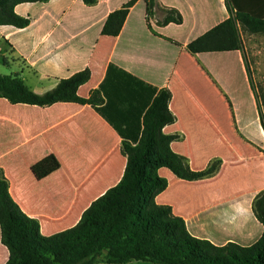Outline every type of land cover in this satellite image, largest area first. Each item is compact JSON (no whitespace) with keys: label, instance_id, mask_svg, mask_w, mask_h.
Listing matches in <instances>:
<instances>
[{"label":"crops","instance_id":"obj_1","mask_svg":"<svg viewBox=\"0 0 264 264\" xmlns=\"http://www.w3.org/2000/svg\"><path fill=\"white\" fill-rule=\"evenodd\" d=\"M132 0H49L14 8L28 18L18 29L0 27V73L18 76L34 93L51 91L60 80L89 70L77 94L99 90L98 109L77 103L40 107L0 98V170L21 211L49 237L74 227L93 201L121 180L126 158L117 130L132 134L156 94L171 93L175 122L163 133L179 135L174 153L193 171L220 160L211 177L185 181L161 168L167 188L155 201L171 207L189 232L215 245L248 246L262 234L253 201L264 191V129L255 79L264 55L243 47L231 52L191 54L187 45L237 10L228 0H156L147 16L144 0L128 9L117 36L102 33L110 14ZM240 11L264 18V0H237ZM176 11L181 22L163 21ZM245 33V32H244ZM253 36V35H251ZM54 155L60 168L42 180L34 164ZM9 258L1 243L0 264Z\"/></svg>","mask_w":264,"mask_h":264},{"label":"trees","instance_id":"obj_2","mask_svg":"<svg viewBox=\"0 0 264 264\" xmlns=\"http://www.w3.org/2000/svg\"><path fill=\"white\" fill-rule=\"evenodd\" d=\"M49 0H0V27L18 29L29 25V19L17 15L14 8L23 3H43ZM86 5L96 0H82ZM237 13L191 41V54L231 52L243 47L240 30L249 35H264V18L240 11L237 0H228ZM132 0L113 12L103 26L102 33L117 36L121 31ZM147 16L157 6L156 0H144ZM163 23L181 22V16L171 11ZM90 78L89 70L62 79L49 92L38 95L31 91L18 76L0 75V98L11 104L40 107L55 103H77L98 109L102 99L99 90L88 98L77 94L79 87ZM264 98V95H263ZM171 93L159 91L142 117V125L134 133L117 130L122 138L121 154L126 167L119 183L97 198L83 212L72 228L49 237L40 234L37 220L21 211L9 194V182L0 170V230L1 243L7 247L6 264H95L104 257L109 264L143 262L147 264H264V191L253 201V213L262 225L259 239L251 245L233 242L215 245L193 236L185 221L173 214L168 205L156 203V197L168 186L159 176L161 168L175 177L197 181L211 177L219 170L221 161L213 160L200 171H193L188 159L171 149L179 135H166L163 128L175 122L169 109ZM264 129V114L261 116ZM60 163L49 155L32 167L37 180L57 171Z\"/></svg>","mask_w":264,"mask_h":264},{"label":"rangeland","instance_id":"obj_3","mask_svg":"<svg viewBox=\"0 0 264 264\" xmlns=\"http://www.w3.org/2000/svg\"><path fill=\"white\" fill-rule=\"evenodd\" d=\"M242 36H243V40L245 42V45L247 47V52L248 55L253 54L255 57H257L256 59L258 60V57L263 56L264 55V35H249L246 34L244 32H242ZM262 67L261 70L263 71V75L261 79H255V83H256V87L258 89V93H259V98L261 101V105L264 106V63H262ZM3 69L2 72L3 75H6L5 73H7L8 71H6V68H1ZM0 75H2V73H0ZM95 264H109L106 262L105 258L102 256L100 257ZM128 264H147V263H143V262H130Z\"/></svg>","mask_w":264,"mask_h":264}]
</instances>
